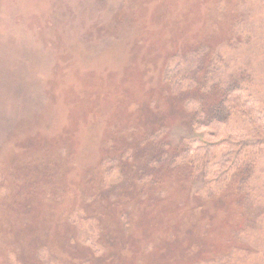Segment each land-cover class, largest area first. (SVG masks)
Segmentation results:
<instances>
[{"label": "rangeland", "instance_id": "1", "mask_svg": "<svg viewBox=\"0 0 264 264\" xmlns=\"http://www.w3.org/2000/svg\"><path fill=\"white\" fill-rule=\"evenodd\" d=\"M211 61L264 103V0H0V264H264V157L221 191L246 135L191 125Z\"/></svg>", "mask_w": 264, "mask_h": 264}, {"label": "trees", "instance_id": "2", "mask_svg": "<svg viewBox=\"0 0 264 264\" xmlns=\"http://www.w3.org/2000/svg\"><path fill=\"white\" fill-rule=\"evenodd\" d=\"M205 49V47H201L197 50L196 53L199 54V57L205 54ZM219 64L220 62L216 61L214 64L215 67H213L211 61V69L207 71L204 77V83L207 82L210 86L215 85V89L222 95L221 98H218V100L216 99L215 102H211L205 110L199 106H193L192 103L194 102L192 100H189L187 104L191 102V108L195 107L194 119L192 118L191 120L193 121L191 125L194 131H196L198 126L209 127L211 125H216L219 127V135L228 134L229 136V131L225 126L231 124L230 130L236 129V137L241 133L246 135V139L242 141L233 143L224 140L215 144L214 150H222L220 153H223V156L220 160L221 164L226 161V166L220 169L218 174L215 175H209L210 169L205 172L206 177L211 183L217 186H225L221 191L226 190L230 185H234L235 183H232L233 181L240 183V189L243 190L246 187L248 188V184L252 178L249 176L250 168L255 167L256 164L253 159H255V157H264V103L262 97L255 91L254 87H252L253 81L249 79L252 77L251 74L250 77H240L238 82L241 84L229 85L223 80L215 78L214 71L218 70ZM236 69H238L239 73L242 75L244 71L248 70L247 65L243 66L242 64ZM187 70L188 68L184 67L183 71L187 73L185 75L189 73V70ZM181 73L180 65L172 69L168 67L164 73V80L171 85L172 94L176 96L179 92L183 91L187 85V78L184 75L181 77ZM189 82L188 79V90L193 88ZM245 82H251V84L244 85ZM185 151L187 154L190 152L189 149ZM196 158L198 161L197 168L202 169V158ZM154 161L155 160H153V162ZM197 168L194 167L193 169L195 173L197 172ZM242 168L245 171L244 177H239L234 180L233 175L239 173Z\"/></svg>", "mask_w": 264, "mask_h": 264}]
</instances>
